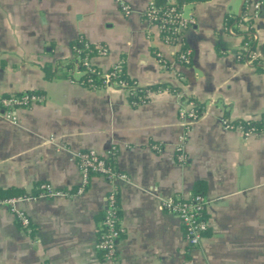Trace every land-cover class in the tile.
<instances>
[{
  "label": "crops",
  "instance_id": "crops-1",
  "mask_svg": "<svg viewBox=\"0 0 264 264\" xmlns=\"http://www.w3.org/2000/svg\"><path fill=\"white\" fill-rule=\"evenodd\" d=\"M126 1L132 8L127 16L115 0H0V95H46L43 103L18 109V123L0 115V188L27 195L50 182L76 190L84 177L74 153L115 147V164L129 175L118 183L121 264H264V129L246 134L222 122L224 116L234 122L264 114V70L238 58L240 30L251 27L264 60V0L185 4L184 15L196 19L184 32L192 48L189 65L177 62L176 48L143 16L150 0ZM228 15L241 16L236 35L224 27ZM79 37L108 47L107 54L92 57L96 66L106 69L123 59L127 75L142 86H183L204 105L202 116L187 128L172 90L133 106L123 89L80 83L74 64L66 66L75 62ZM157 53L183 73V83L161 66ZM47 63L57 71L52 78L45 77ZM185 130L187 159L180 162L175 147ZM197 180L205 182L201 193L210 200V229L192 247L179 217L162 201L189 197ZM110 187L104 176L93 175L83 192L22 201L32 231L0 205V264H108L96 241Z\"/></svg>",
  "mask_w": 264,
  "mask_h": 264
},
{
  "label": "built area",
  "instance_id": "built-area-1",
  "mask_svg": "<svg viewBox=\"0 0 264 264\" xmlns=\"http://www.w3.org/2000/svg\"><path fill=\"white\" fill-rule=\"evenodd\" d=\"M124 15H130L132 8L126 0H115ZM183 4L181 7L172 5L162 8L156 5L154 0H150L144 9L143 16L152 24L160 29L163 41L176 48V60L182 65H189L192 60V48L184 40L185 30L196 22L193 15L185 16L183 13ZM260 7V2L254 3V11ZM231 15L227 16V19ZM226 19L225 29L233 35L238 34V23H228ZM255 38L244 40L238 58L243 62L255 65L254 59H260L261 56L252 46ZM247 51V52H246ZM108 47L101 42L92 43L83 37H79L74 46V67L71 71H77L81 74L78 81L87 87L99 89L103 87H115L123 89L126 92L128 102L133 106H138L148 102L155 92L163 90H172L179 96L178 116L182 123L188 128V125L202 116L204 105L201 102L191 98L185 93L183 86L175 87L171 84H159L155 87L142 86L135 79L128 80L122 75L126 74V67L123 59L106 69H98L93 64L94 55H105ZM158 60L164 69H171L177 72V76L183 83L185 76L182 72L175 70L161 53H157ZM96 76V77H95ZM46 95L37 90H25L17 93H7L0 95V115L7 120L18 123L19 118L17 110L20 108H30L35 104L43 103ZM224 127L232 129L240 127L248 134L252 132L245 129L241 124H235L227 116L222 118ZM187 139V130L182 134L180 142L175 147L177 160L185 162L187 155L184 145ZM152 148L160 150V145L153 144ZM117 150L111 147L107 153H102L96 149L89 148L78 150L74 153V158L84 177V182L76 189L56 188L50 182H41L37 185L35 194L13 195L9 197H0V205L8 207L12 215L23 229L33 230V222L29 213L20 203L36 195L41 196H71L75 193L83 192L93 175L104 176L111 187L105 197V210L102 217L96 248L102 254L103 259L108 264H121L118 248L120 238L124 233V226L121 222L120 205L118 201L119 181L129 180V175L120 170L115 164ZM210 200L204 193H194L189 197H170L163 199L162 206L165 211L177 215L183 225L184 235L187 243L196 247L207 236L210 229L209 217L207 215V206Z\"/></svg>",
  "mask_w": 264,
  "mask_h": 264
},
{
  "label": "trees",
  "instance_id": "trees-1",
  "mask_svg": "<svg viewBox=\"0 0 264 264\" xmlns=\"http://www.w3.org/2000/svg\"><path fill=\"white\" fill-rule=\"evenodd\" d=\"M206 0H154L157 6L162 7V8H167L172 5H175L177 7H181L183 4L187 3H195V2H202ZM241 17L240 15L236 16H231L227 19L228 23H235L236 20ZM251 19H248L247 22H249ZM243 32V41L248 40L252 37V28H247L245 30H240ZM254 46V44H252ZM247 52V51H246ZM255 61V68L257 70H264V64H263V59H254ZM74 64V60L71 62H68L66 64L67 67H71ZM44 72H45V77L46 78H52L56 73V69H54L49 63L45 64L43 66ZM100 69V67H98ZM123 77H126L128 80H133L130 76L126 74L122 75ZM96 77V76H95ZM158 84L150 85L149 87H155ZM233 123L235 124H241L245 129H249L251 131H259L264 129V114L258 118V119H249V120H238L234 121ZM205 190V182L203 180H197L194 183L193 189H192V194L194 193H199L203 192ZM24 194V190L16 187H11V188H0V197H9L13 195H22Z\"/></svg>",
  "mask_w": 264,
  "mask_h": 264
},
{
  "label": "rangeland",
  "instance_id": "rangeland-1",
  "mask_svg": "<svg viewBox=\"0 0 264 264\" xmlns=\"http://www.w3.org/2000/svg\"><path fill=\"white\" fill-rule=\"evenodd\" d=\"M189 6H185L186 11L188 10Z\"/></svg>",
  "mask_w": 264,
  "mask_h": 264
}]
</instances>
